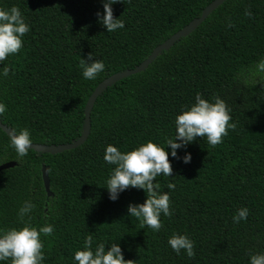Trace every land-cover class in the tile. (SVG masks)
Segmentation results:
<instances>
[{"label": "trees", "instance_id": "1", "mask_svg": "<svg viewBox=\"0 0 264 264\" xmlns=\"http://www.w3.org/2000/svg\"><path fill=\"white\" fill-rule=\"evenodd\" d=\"M213 0H123L112 5L124 21L114 32L99 22L102 0H0V9H20L29 25L23 46L0 63V120L31 140L64 144L84 128V108L95 86L107 76L139 65L154 47L200 15ZM250 11L251 16L245 12ZM232 26H229V25ZM105 64L95 79H85L80 60L89 53ZM264 0H225L190 34L162 50L149 66L109 84L96 98L91 128L80 146L59 153L29 149L20 158L0 128V234L25 223L51 224L41 234V264H78L77 250L93 237L92 250L118 243L133 264H250L264 253ZM4 67L10 69L3 75ZM230 109L229 129L215 147L197 138L171 155L166 141L175 137V117L195 102L196 94ZM148 140L168 152L172 176H160V192L170 196L171 216L163 227L141 228L128 213L143 203V189L129 187L113 201L106 181L115 166L103 159L112 144L130 151ZM191 154L190 163L182 157ZM47 169L51 195L42 178ZM168 183L175 189H168ZM35 207L23 221L19 210ZM248 217L233 221L238 209ZM173 233L194 242L195 256L177 254L168 244ZM11 264V259L0 261Z\"/></svg>", "mask_w": 264, "mask_h": 264}, {"label": "clouds", "instance_id": "2", "mask_svg": "<svg viewBox=\"0 0 264 264\" xmlns=\"http://www.w3.org/2000/svg\"><path fill=\"white\" fill-rule=\"evenodd\" d=\"M103 15L99 12V22L107 29V32H114L124 28V21L113 14L112 5L123 0H102ZM251 16L250 11L245 12ZM229 26H232L231 24ZM29 25L22 17L18 7L13 6L10 10L0 9V63L7 60L10 54H16L23 46L22 37L29 32ZM80 67L85 79H95L103 72L105 64L100 59H94L93 53L87 58L80 60ZM258 69L264 72V60L258 63ZM10 69L4 67L3 75L6 77ZM214 102L196 94L195 102L191 106L183 107L180 114L175 117V137L166 141L171 148V155L177 156V149L186 147L198 137L207 139L208 144L215 147L222 143L223 137L228 135V130H235L236 125L230 123L225 101L219 96L213 98ZM6 111V105L0 103V115ZM10 146L13 147L18 157L23 158L32 147V140L28 129L19 131L12 129L9 132ZM104 161L115 167L111 169L106 187L109 191V198L115 201L118 194L129 187L143 189L147 198L140 204H129L128 213L130 216L140 220L141 228H151L158 232L162 227L161 214L171 216L170 196L168 192H160L159 183H154L155 178L160 176H172L173 169L169 161L168 152L164 147L148 140L138 147L122 152L112 144H108L104 152ZM184 163H190L191 154L187 153L182 157ZM168 189H175V184L168 183ZM35 207L26 202L19 210V218L24 217ZM248 209L241 208L233 216V221L239 223L247 219ZM41 234L51 236L54 234V227L51 224L45 225L39 230L25 223L21 228H10L0 234V261L11 259V264H41L44 260L42 252L43 244ZM93 237L89 235L85 240L82 250L74 254L78 264H133L132 260H125L121 247L118 243H112L106 250L105 244H99L95 251L92 250ZM168 244L177 253L184 250L189 258L195 256L194 242L187 236L173 233L168 239ZM250 264H264V253L250 254Z\"/></svg>", "mask_w": 264, "mask_h": 264}, {"label": "water", "instance_id": "3", "mask_svg": "<svg viewBox=\"0 0 264 264\" xmlns=\"http://www.w3.org/2000/svg\"><path fill=\"white\" fill-rule=\"evenodd\" d=\"M225 0H213L211 3H209L200 13L199 16H197L195 19H193L191 22L184 25L182 28L174 32L171 36H169L167 39H165L162 43L157 45L152 49V51L149 53V55L136 67L125 69L119 72H115L103 80H101L93 89V91L90 93L86 104L84 108V128L81 133V135L74 141L67 142L64 144L56 145V144H42V143H34L32 142V147L30 149H33L37 152H46V153H59L64 150L73 149L81 144H83L86 139L89 136L90 128H91V121H90V114L92 107L95 103L96 98L101 94L102 90L106 88L109 84L115 83L118 80L125 78L129 75H132L134 73L141 72L145 70L149 64H151L156 57L161 53L162 50H168L177 40H179L181 37L187 36L190 34L193 30H195L205 19L206 17L219 5H221ZM0 128L9 135V132L12 130L8 126H6L4 123L0 120ZM16 164L15 161H7L2 164H0V171L9 167H13ZM42 178L44 182L45 189L47 191L48 195H51V191L49 188L50 182L49 177L47 174V169L43 165L42 166Z\"/></svg>", "mask_w": 264, "mask_h": 264}]
</instances>
